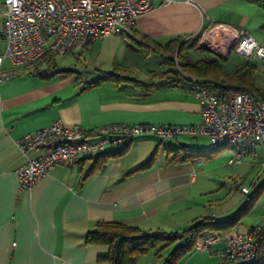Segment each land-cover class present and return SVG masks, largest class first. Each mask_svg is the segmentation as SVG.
I'll return each instance as SVG.
<instances>
[{
  "label": "crops",
  "instance_id": "obj_1",
  "mask_svg": "<svg viewBox=\"0 0 264 264\" xmlns=\"http://www.w3.org/2000/svg\"><path fill=\"white\" fill-rule=\"evenodd\" d=\"M150 3L151 9L139 15L133 32L161 45L182 40L186 46L179 62L217 59L210 50L203 49L202 56H195L187 47L192 46L189 39L212 21L244 28L264 45L258 36L264 33V5L256 0ZM3 29L0 13V55L6 47ZM97 40L78 48V60L85 62L84 51L88 58L95 54L89 47ZM124 41L126 51L113 50L109 56L97 52L95 57L99 58L90 59L88 67L82 64L60 69L55 63V72L50 75L21 71L0 82V264H107L98 260L99 255L107 253V246L85 241L86 234L99 222L118 221L153 233L181 231L208 218L203 212L206 205L199 206L194 195L199 192L195 186L200 161L166 164L170 150L188 147L181 142L186 136H140L121 155L104 158L101 154L110 148L84 155L72 166H55L30 189H19L17 171L25 157L17 141L55 120L65 126L80 124L86 128L110 123H200V105L186 74L171 76L168 72L174 68L162 63L151 48L131 37ZM207 51L212 56L206 55ZM11 66L6 58L0 64V68ZM116 71L131 79L93 83L104 73ZM256 145L251 143L247 152ZM154 152V161L141 169ZM233 212L226 211L224 218ZM210 217L215 218V213ZM260 225L263 223H250L242 217L234 228L249 230ZM211 233L204 232L200 237ZM223 245L216 243L213 252L193 249L176 264H222L216 251ZM173 247L165 248L164 256H155L154 251L143 254L135 264H163Z\"/></svg>",
  "mask_w": 264,
  "mask_h": 264
},
{
  "label": "built area",
  "instance_id": "obj_2",
  "mask_svg": "<svg viewBox=\"0 0 264 264\" xmlns=\"http://www.w3.org/2000/svg\"><path fill=\"white\" fill-rule=\"evenodd\" d=\"M150 9V0H2L6 47L0 64L6 58L12 66L0 68V82L21 71L47 75L54 69L57 57L99 38L118 35L127 40L139 15ZM196 36L197 52L209 49L225 58L235 51L251 62L264 61V45L244 28L212 21ZM193 93L201 115L200 123L194 125L110 123L86 128L80 124L65 126L55 120L24 135L17 141L25 157L17 171L19 189H30L57 165L72 166L81 156L108 148L124 149L140 136H205L212 146H231L233 154L227 164L242 162L251 143L264 146V91L253 95L241 89L196 83ZM241 191L248 193L249 188L243 186ZM218 242L224 243L216 251L222 264H246L255 258L257 241L253 232L237 228L201 236L193 249L213 252Z\"/></svg>",
  "mask_w": 264,
  "mask_h": 264
},
{
  "label": "trees",
  "instance_id": "obj_3",
  "mask_svg": "<svg viewBox=\"0 0 264 264\" xmlns=\"http://www.w3.org/2000/svg\"><path fill=\"white\" fill-rule=\"evenodd\" d=\"M256 1L264 5L263 0ZM129 37L139 44L151 48V50L160 57L162 63L172 66L174 69L168 72H172L170 73L171 76L184 72L187 79L191 82L192 87L198 83L224 89H241L253 95H261L263 93V91L256 87L254 82L257 67L254 62L244 61L232 72L224 71L217 59L208 57L182 63L179 61L181 59V52L186 44L180 39H173L161 45L135 32L129 34L128 38ZM197 38V36H194L189 39L191 45L197 43ZM54 72L55 67L53 70L49 71L47 75ZM192 77H196L197 79L193 80ZM130 79L131 78L125 76L122 72L116 71L104 73L97 80L93 81V83L106 80L121 81ZM221 145L214 146L211 151H214ZM127 147L121 150H111L101 155L104 158L118 156L121 155ZM206 156V150L176 147L168 152L165 160L167 165H177L187 162L196 163ZM155 157L156 152L152 154L148 161L143 163L141 169L148 168ZM242 217L243 214L237 212L220 222L214 221V218H203L199 221H195L189 227L181 231H162L153 233L142 231L136 227L128 226L118 221L99 222L96 224L94 230L86 234L85 241L88 244L107 246V253L98 256V260L106 262L107 264H135L137 259L143 254L154 251L155 256H159L160 250L174 246L166 255L163 264H176L179 259L193 250L195 242L200 234L204 232H223L234 228ZM249 230L253 232L257 241V250L255 258L246 264H264V224L252 226Z\"/></svg>",
  "mask_w": 264,
  "mask_h": 264
},
{
  "label": "rangeland",
  "instance_id": "obj_4",
  "mask_svg": "<svg viewBox=\"0 0 264 264\" xmlns=\"http://www.w3.org/2000/svg\"><path fill=\"white\" fill-rule=\"evenodd\" d=\"M258 36L259 39L264 40V33ZM194 46L188 45L187 47L191 48L190 50L195 56H202L201 50L198 53L194 52ZM90 48L94 49L95 54L100 52L103 56H109L113 50L117 52L126 51L127 44L121 36L110 35L97 40L92 47H89V50H93ZM79 51L80 49L77 48L72 53L57 57L55 63H57L58 68H77L81 67L82 64L88 67L92 64L90 59L97 60L99 58L95 57V54L88 58L86 55L88 52L85 53L84 51L83 55L86 60L82 63L83 59L82 61L78 60ZM206 55L212 56V53L207 51ZM191 58L193 59V57ZM217 59L224 71L232 72L245 58L232 51L227 57L217 56ZM256 65L254 82L260 90H263L264 61H257ZM181 142L188 144L190 149L207 151V156L200 161L201 165L197 169L195 187L199 190L198 194L201 193V195L194 194L197 195L196 202L201 203L199 206L206 205V209H203L205 216L212 218L210 217L211 213H215L214 221L220 222L225 220L226 211L232 210L234 214L237 212L243 214V217L250 223L264 224V165H262L264 163V146L256 145L249 152H244L240 163L227 164L228 159L233 154L229 144H227L228 146L225 145L226 143L220 144L221 146L211 151L214 146L205 136L181 137ZM243 186L249 188L247 194L241 191ZM165 250H160L159 254L162 253L161 255L164 256Z\"/></svg>",
  "mask_w": 264,
  "mask_h": 264
},
{
  "label": "water",
  "instance_id": "obj_5",
  "mask_svg": "<svg viewBox=\"0 0 264 264\" xmlns=\"http://www.w3.org/2000/svg\"><path fill=\"white\" fill-rule=\"evenodd\" d=\"M206 50H209V49H206ZM211 51V50H210ZM184 145H186L187 146V144H184Z\"/></svg>",
  "mask_w": 264,
  "mask_h": 264
}]
</instances>
